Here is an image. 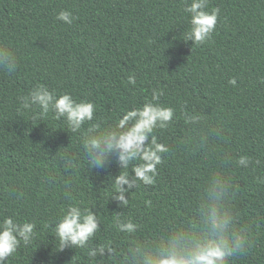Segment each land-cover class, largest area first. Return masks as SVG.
Here are the masks:
<instances>
[{"label": "trees", "instance_id": "trees-1", "mask_svg": "<svg viewBox=\"0 0 264 264\" xmlns=\"http://www.w3.org/2000/svg\"><path fill=\"white\" fill-rule=\"evenodd\" d=\"M183 7L184 0H0V41L18 58L15 70L7 69L11 74L0 67V215L37 226L33 243L7 264H89L80 249L58 250L49 227L68 203L67 185L85 203L98 202L93 211L104 213L98 240L124 248L128 238L113 227L115 211L140 225L137 237L164 231L191 214L199 185L218 162L181 143L189 128L178 118L171 130L158 133L171 152L158 165L156 183L135 189L129 207L120 209L107 200L110 177L120 170L115 158L91 170L63 120L21 110L18 97L37 83L92 100L97 118L106 122L141 105L153 87L163 88L161 101L178 117L186 104L222 129L220 151L264 159V84L258 80L264 76V0H209L219 18L211 39L199 46L185 40L190 25ZM61 10L72 12L71 25L57 20ZM133 74L135 85L127 82ZM233 77L235 87L228 83ZM65 153L76 158L70 174L61 167ZM261 173L264 166L233 169L236 207L242 222H253L255 244L234 264H264V185L254 179ZM17 192L23 197L17 199Z\"/></svg>", "mask_w": 264, "mask_h": 264}, {"label": "clouds", "instance_id": "clouds-1", "mask_svg": "<svg viewBox=\"0 0 264 264\" xmlns=\"http://www.w3.org/2000/svg\"><path fill=\"white\" fill-rule=\"evenodd\" d=\"M183 11L189 14L190 25L185 40H191L193 46L208 42L216 29L220 9L209 10V0H184ZM56 18L68 25L75 20L69 10H61ZM17 64L15 50L0 41V67L11 74L7 69L11 66L15 70ZM258 80L264 84V76ZM127 82L135 85V75H129ZM228 83L235 87L237 80L233 77ZM164 95L163 88L153 87L150 97L141 105L122 110L111 122L97 118V105L92 100H78L70 92L57 94L40 83L27 95L18 97L21 110H38L41 119L51 114L54 119L63 120L68 132L77 135L91 170L103 169L110 157L115 158L120 170L110 177L107 200L116 202L120 209L129 207L130 194L135 189L156 183L158 165L164 155L171 152L170 145L161 142L158 133L171 130L178 118L189 128L181 143L205 157L215 155L218 161L199 185L191 214L172 220L164 231L137 237L140 225L124 211H115L113 227L128 238L124 248L110 240H98L102 227L100 217L104 214L93 211L98 202L85 203L73 195L71 185H67L65 199L68 203L49 225L55 233L58 250L80 249L89 264H234L255 246L253 222H242L236 207L239 188L233 179V169H259L264 166V159L249 154L234 157L229 151H220L222 129L210 125L202 113L188 111L186 104L180 106L178 117L175 107L161 101ZM76 166L74 155L65 153L61 157L65 173H72ZM254 179L257 185H264V173ZM23 195V192L16 193L17 199ZM151 203L145 201L149 207ZM100 208L103 209L101 205ZM36 228L34 220L0 215V264H7L21 246L31 245L37 235Z\"/></svg>", "mask_w": 264, "mask_h": 264}]
</instances>
